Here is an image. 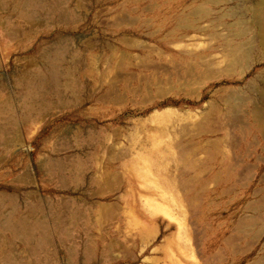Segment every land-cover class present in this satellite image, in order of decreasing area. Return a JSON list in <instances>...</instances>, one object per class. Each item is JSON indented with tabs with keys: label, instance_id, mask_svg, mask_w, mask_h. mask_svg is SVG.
I'll return each mask as SVG.
<instances>
[{
	"label": "rangeland",
	"instance_id": "374dc122",
	"mask_svg": "<svg viewBox=\"0 0 264 264\" xmlns=\"http://www.w3.org/2000/svg\"><path fill=\"white\" fill-rule=\"evenodd\" d=\"M262 95L264 0H0V264H264Z\"/></svg>",
	"mask_w": 264,
	"mask_h": 264
},
{
	"label": "bare ground",
	"instance_id": "6f19581e",
	"mask_svg": "<svg viewBox=\"0 0 264 264\" xmlns=\"http://www.w3.org/2000/svg\"><path fill=\"white\" fill-rule=\"evenodd\" d=\"M213 4H218V3H216V2H214ZM211 9L210 8H208V5L206 4V5H204L200 10H197V11H195V12H193L192 14L190 13V15L191 16H194V20L192 21V26H189L188 25V22H186V20L188 21V17L186 16V19H184L185 20V22H186V24H187V26L189 27V28H191L194 32L196 31V23H199V22H202V21H204L206 18H208L209 17V15H211ZM228 14H229V12H228ZM187 15H189V14H187ZM225 16H226V14H225ZM225 16H222V17H225ZM228 16H230V17H233V15H228ZM190 22V21H189ZM191 23V22H190ZM189 23V24H190ZM181 24V23H180ZM191 25V24H190ZM183 26H185L186 27V25H182L181 27H183ZM179 28H180V26H179ZM187 28V27H186ZM203 28V27H202ZM201 29V28H200ZM230 30L233 32V33H235L236 34V37H241V36H243L244 35V32H245V24H244V22L242 21V20H239V21H237L236 23H234V24H232L231 26H230ZM175 33H177L176 31H174ZM174 33V34H175ZM173 34V33H172ZM175 37V36H174ZM191 38H193V36H190ZM194 43V42H193ZM231 43V42H230ZM243 43V42H242ZM241 43V44H242ZM205 45V44H204ZM245 45H247V44H245ZM177 46V45H176ZM198 46V45H197ZM237 46V45H236ZM242 47H240L239 46V48L241 49V51H243L244 49H245V47H244V49H243V44L241 45ZM231 47V46H230ZM204 48V47H203ZM211 48V47H210ZM233 48L235 49V50H237V51H235V50H233ZM247 48V47H246ZM243 49V50H242ZM249 49V48H248ZM185 50V49H184ZM231 50V49H230ZM232 50L234 51V52H238V53H242V55H239L240 57L239 58H237V62H236V64H239V66H240V64H242V62L244 61H246L248 58H249V56H251L250 54H249V52L246 50L245 52H241L240 50H238V49H236V47L234 46V47H232ZM232 50H231V52H232ZM192 51V50H191ZM250 51V50H249ZM188 52V51H187ZM251 52V51H250ZM189 53V52H188ZM238 53H237V57H238ZM214 54V51H213V49H212V51H210V53L207 55V54H205L206 56H207V59H208V57L209 58H211V57H214V56H216L215 54ZM235 54V53H234ZM233 54V55H234ZM191 55H193V54H191ZM189 56V55H188ZM206 56H205V58H206ZM223 56H225L224 54H223ZM235 57H236V55H234ZM201 57V56H200ZM204 57V56H203ZM227 57H230L229 55H227ZM199 58V57H198ZM202 58V57H201ZM225 58H226V56H225ZM200 59V58H199ZM227 59V58H226ZM201 60V59H200ZM204 60V59H203ZM228 60V59H227ZM189 61V60H188ZM202 61V60H201ZM193 62H191L190 64H192ZM197 63V62H196ZM206 63V62H205ZM215 63V62H214ZM213 63V64H214ZM219 63V62H218ZM217 62H216V66H218L217 64H218ZM235 63V62H234ZM207 64H209V63H207ZM212 64V65H213ZM226 64H227V62H226ZM233 64V63H232ZM210 65V64H209ZM235 64H233V66H234ZM207 65L205 64V67H206ZM227 66V65H226ZM225 66V67H226ZM197 67H199V66H197ZM210 67V66H209ZM228 67V66H227ZM230 67H231V65H230ZM263 96V95H262ZM264 97V96H263ZM263 100H264V98H263ZM171 115H174V112L173 111H171V110H169V108H166V109H164L163 111H161V110H154L152 113H151V116H150V118L153 120V121H157V120H164L166 117H169V116H171ZM257 117H258V120L260 121V122H262V123H264V101H263V104H262V107L257 111ZM138 156L141 154V151L139 150V152H137L136 153ZM22 229H24V226L23 225H21L20 226ZM21 228H19L18 227V229H21Z\"/></svg>",
	"mask_w": 264,
	"mask_h": 264
}]
</instances>
